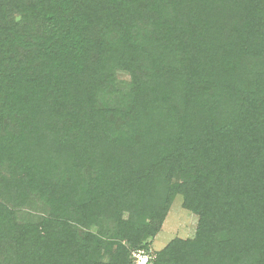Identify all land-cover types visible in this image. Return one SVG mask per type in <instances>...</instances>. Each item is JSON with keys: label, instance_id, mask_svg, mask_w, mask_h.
Returning <instances> with one entry per match:
<instances>
[{"label": "trees", "instance_id": "16d2710c", "mask_svg": "<svg viewBox=\"0 0 264 264\" xmlns=\"http://www.w3.org/2000/svg\"><path fill=\"white\" fill-rule=\"evenodd\" d=\"M141 250L264 264V0H0V264Z\"/></svg>", "mask_w": 264, "mask_h": 264}, {"label": "rangeland", "instance_id": "374dc122", "mask_svg": "<svg viewBox=\"0 0 264 264\" xmlns=\"http://www.w3.org/2000/svg\"><path fill=\"white\" fill-rule=\"evenodd\" d=\"M183 197L177 196L164 223L161 233L152 241L155 252L164 249L172 240L193 239L198 226V217L183 209Z\"/></svg>", "mask_w": 264, "mask_h": 264}, {"label": "built area", "instance_id": "2783aa9c", "mask_svg": "<svg viewBox=\"0 0 264 264\" xmlns=\"http://www.w3.org/2000/svg\"><path fill=\"white\" fill-rule=\"evenodd\" d=\"M133 257L136 264H150L152 261V257L142 250L135 252Z\"/></svg>", "mask_w": 264, "mask_h": 264}]
</instances>
